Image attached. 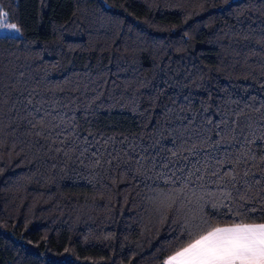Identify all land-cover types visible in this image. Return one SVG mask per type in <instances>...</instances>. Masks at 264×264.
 Segmentation results:
<instances>
[{
	"label": "trees",
	"instance_id": "trees-1",
	"mask_svg": "<svg viewBox=\"0 0 264 264\" xmlns=\"http://www.w3.org/2000/svg\"><path fill=\"white\" fill-rule=\"evenodd\" d=\"M0 7V264H163L201 210L264 222V0Z\"/></svg>",
	"mask_w": 264,
	"mask_h": 264
},
{
	"label": "snow or ice",
	"instance_id": "snow-or-ice-1",
	"mask_svg": "<svg viewBox=\"0 0 264 264\" xmlns=\"http://www.w3.org/2000/svg\"><path fill=\"white\" fill-rule=\"evenodd\" d=\"M4 30L21 31L9 19V13L0 7V32ZM240 199L249 202L246 194L240 195ZM180 237L185 239L181 241ZM176 240L177 247L163 264H264V222L233 221L221 225L214 223L201 210L185 219Z\"/></svg>",
	"mask_w": 264,
	"mask_h": 264
},
{
	"label": "rangeland",
	"instance_id": "rangeland-1",
	"mask_svg": "<svg viewBox=\"0 0 264 264\" xmlns=\"http://www.w3.org/2000/svg\"><path fill=\"white\" fill-rule=\"evenodd\" d=\"M7 36V37H18L20 36V33H16L12 30H4L0 32V37Z\"/></svg>",
	"mask_w": 264,
	"mask_h": 264
}]
</instances>
